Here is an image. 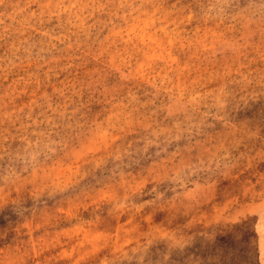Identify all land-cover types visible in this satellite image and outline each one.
<instances>
[{"label":"rangeland","instance_id":"1","mask_svg":"<svg viewBox=\"0 0 264 264\" xmlns=\"http://www.w3.org/2000/svg\"><path fill=\"white\" fill-rule=\"evenodd\" d=\"M0 264H264V0H0Z\"/></svg>","mask_w":264,"mask_h":264}]
</instances>
